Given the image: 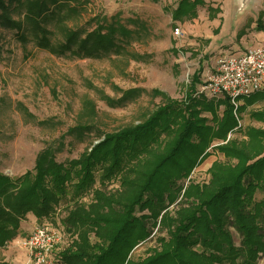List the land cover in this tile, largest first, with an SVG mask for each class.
Listing matches in <instances>:
<instances>
[{
	"label": "trees",
	"instance_id": "trees-1",
	"mask_svg": "<svg viewBox=\"0 0 264 264\" xmlns=\"http://www.w3.org/2000/svg\"><path fill=\"white\" fill-rule=\"evenodd\" d=\"M81 1L0 0V29L13 31L23 49L32 42L53 56L73 59L124 55L131 39L146 33L139 20H129L130 30L116 17L93 19L91 29L69 26L84 11ZM200 3L179 1L172 20L195 18ZM200 84L196 72L182 101L152 90L151 96L162 100L154 111L137 124L100 133L98 143L77 159L56 161L63 136L37 154L32 170L15 179L0 173V249L19 235L27 215L40 223L63 213L60 226L72 238L57 253L62 264H257L264 257V110L249 108L264 101V89L234 108L227 98L198 94ZM143 92L101 99L121 107ZM84 108L94 115L92 102ZM245 112L263 127L242 126ZM93 129L79 124L66 136L82 138ZM212 154L222 160L211 163L207 181H192V171ZM113 182L117 189L107 190ZM88 193L89 202H82ZM154 230L155 246L133 260V250Z\"/></svg>",
	"mask_w": 264,
	"mask_h": 264
},
{
	"label": "rangeland",
	"instance_id": "rangeland-1",
	"mask_svg": "<svg viewBox=\"0 0 264 264\" xmlns=\"http://www.w3.org/2000/svg\"><path fill=\"white\" fill-rule=\"evenodd\" d=\"M179 1L82 0L84 11L69 26L91 29L93 19L109 21L116 17L130 30H134L130 19L139 20L146 27L141 38L133 37L125 46L124 55L109 54L100 59L56 57L35 48L32 42L23 49L13 31L0 29V173L15 179L32 170L37 154L63 136L64 148L56 154V161L77 159L91 143H98L100 133L110 134L137 124L154 111L162 100L151 96L152 90L182 101L193 75L198 72L200 81L206 80L220 55H238L252 47H264V31L257 29L258 24L264 26V0H248L241 14L236 0H200L195 18L174 22L171 13ZM209 14L214 18L210 20ZM175 29L181 32L179 37L174 35ZM131 54L146 56V60L134 61ZM132 89L144 92L121 107H109L101 99L104 95L117 100L121 91ZM86 101L94 106L93 116L86 115ZM249 109L264 110V101ZM221 110L222 107L219 113ZM203 116L210 118L209 114ZM240 123L263 127L250 121L246 112ZM79 124L92 126L93 132L82 138L66 136L70 128ZM218 159L222 160V156L212 154L205 159L192 171V181H207V169ZM114 189L115 182L107 186V190ZM89 200L90 193L82 202ZM61 205L70 206L68 202ZM60 215L35 225L61 230L68 245L72 237L60 226L65 214ZM31 225L26 223L23 238ZM155 235L156 230L133 250V260L147 256L148 249L155 246ZM1 251L0 262L6 263L7 250ZM15 251L13 256L19 253L18 249ZM257 264H264V257Z\"/></svg>",
	"mask_w": 264,
	"mask_h": 264
},
{
	"label": "built area",
	"instance_id": "built-area-1",
	"mask_svg": "<svg viewBox=\"0 0 264 264\" xmlns=\"http://www.w3.org/2000/svg\"><path fill=\"white\" fill-rule=\"evenodd\" d=\"M179 37L181 32L174 30ZM264 89V47H252L238 55H220L197 93L206 98H227L236 108L242 98ZM66 244L61 230L49 225L36 227L21 240L31 264H62L57 253Z\"/></svg>",
	"mask_w": 264,
	"mask_h": 264
},
{
	"label": "crops",
	"instance_id": "crops-1",
	"mask_svg": "<svg viewBox=\"0 0 264 264\" xmlns=\"http://www.w3.org/2000/svg\"><path fill=\"white\" fill-rule=\"evenodd\" d=\"M36 219L32 216V215H27L26 216V220L22 221L20 223V229H19V235L12 240L11 242H9L3 249H0L1 252H5L7 250V261L10 260V262H7L8 264H31L30 263V259H29V255L28 252L21 246V240L20 238H23V229H25V225L26 223L28 224H32L31 228L29 230L28 233L25 234L24 237L28 236L35 228H36ZM18 249L19 253L17 256H13V254L16 252L15 250ZM2 255V254H1Z\"/></svg>",
	"mask_w": 264,
	"mask_h": 264
},
{
	"label": "water",
	"instance_id": "water-1",
	"mask_svg": "<svg viewBox=\"0 0 264 264\" xmlns=\"http://www.w3.org/2000/svg\"><path fill=\"white\" fill-rule=\"evenodd\" d=\"M248 2V0H236V3H237V10H238V14H241L244 10H245V8H246V6H247V3Z\"/></svg>",
	"mask_w": 264,
	"mask_h": 264
}]
</instances>
